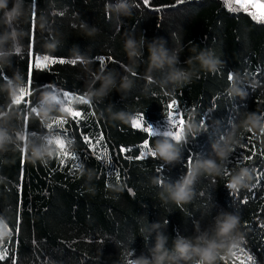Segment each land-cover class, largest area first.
I'll use <instances>...</instances> for the list:
<instances>
[{"label": "trees", "instance_id": "trees-1", "mask_svg": "<svg viewBox=\"0 0 264 264\" xmlns=\"http://www.w3.org/2000/svg\"><path fill=\"white\" fill-rule=\"evenodd\" d=\"M14 3L20 5V15L6 25L4 13ZM118 4H126L130 15L117 12ZM32 5L33 0H8L7 9L0 10V37L16 33L15 39L0 42V220L12 230L0 234V264H131L150 255L157 231L167 237L169 249L175 237L207 233L211 238L225 212L237 215L239 226L235 244L218 248L214 264H249L235 249L241 238L240 247L255 264H264V177L252 187L264 173V23L235 0H149L147 5L143 0H36L33 27ZM141 38L144 56L137 61L125 42L135 39L139 45ZM154 40L179 55L175 67L188 71L190 82L173 85L163 79L167 67L163 72L148 68L147 46ZM201 50L220 61L215 73L201 68L196 59ZM44 56L57 62L37 67V57L41 66L47 63ZM78 57L83 64L58 62ZM96 57L105 58V68ZM229 72L235 75L232 82ZM125 76L129 90L121 88ZM105 77L114 83L101 92ZM29 80L26 101L32 105L26 106L22 97ZM58 90L73 96L69 104L59 98L43 102L45 94L56 96ZM173 99L188 109L183 116L187 139L177 146V160L137 159L147 134L132 126L133 119L144 113L149 124L163 123L164 106ZM34 108L48 113L38 117ZM69 108L81 113L79 124ZM55 119L67 121L73 143L65 150L80 156V169L73 166L77 161L57 156V141L45 142L43 131ZM161 139L150 140L149 148ZM33 146L49 151L40 160L32 154ZM105 149L110 163L97 158ZM221 149L235 152L218 156ZM240 152L252 158L240 166L228 164ZM191 153L202 158L187 167ZM209 160L215 162L211 168L204 166ZM160 164L163 189L156 171ZM189 168L195 179L191 201L178 206L165 200L168 184L181 180ZM242 168L249 177L230 194L226 184Z\"/></svg>", "mask_w": 264, "mask_h": 264}, {"label": "clouds", "instance_id": "clouds-1", "mask_svg": "<svg viewBox=\"0 0 264 264\" xmlns=\"http://www.w3.org/2000/svg\"><path fill=\"white\" fill-rule=\"evenodd\" d=\"M8 0H0V10L7 9ZM109 9L112 8L111 5H107ZM117 12L123 11L125 14H128L127 5L126 4H118L115 8ZM20 15V5L18 3L13 4V8L5 11L4 13V23L6 25H11L12 21L16 19ZM159 26V25H158ZM15 30L12 33L7 34L4 37H0V42L5 41L9 37L15 39ZM126 49L131 57L136 58L137 61L144 56L143 51V39L141 38L140 43L138 45L137 40L129 39L126 42ZM147 63L148 68H151L153 71H161L167 67L168 74L163 79L171 83L173 85H182L184 83H188L191 81V76L189 72L183 68H176L175 65L179 63V55L173 50L172 54H169V50L166 49L163 45L162 41L154 40L151 44L147 46ZM17 54L18 51H17ZM193 58H189L188 61ZM196 59L201 65V68L206 70L207 72L215 73L217 70V66L220 63L219 60L214 58V56L208 52L201 50ZM187 61V62H188ZM80 62L84 63L82 57H78L76 59V63ZM75 65V64H73ZM127 71L129 66H124ZM131 75H136V73H131ZM149 81L152 80L151 75H149ZM235 79L234 73H229V81L232 82ZM129 77H122L121 80V88L124 90H129L131 85L129 84ZM114 82L105 77L101 80V92H104L109 88ZM120 89H117L119 91ZM234 91L237 94L240 93V89L234 88ZM20 97L16 98V101L19 102ZM57 100L56 96L53 94H45L43 102L47 104L55 103ZM90 103V101H89ZM63 110V109H62ZM32 111L39 117L41 113L47 115L48 109H32ZM117 116L120 114L117 113ZM253 117H256V114H252ZM169 122L172 123L173 127L176 126V122L173 119V113L170 111L168 114ZM257 122L259 118L256 117ZM137 124L140 121H136ZM187 122L184 119L179 121V128L175 132H165L162 135V139L156 143L154 149H151L150 154L153 158L159 157L163 159L166 163H172L177 160L179 156L178 145L181 142H186V135L184 132V125ZM203 123V122H202ZM264 130V129H262ZM195 138V137H194ZM59 143V141H57ZM215 149V145L213 146ZM234 151V149H221L217 154L218 156H224L226 151ZM49 151L46 147L43 146H33L32 154L37 158L42 160L46 153ZM192 164V163H191ZM190 164V165H191ZM215 164L214 161H205L204 166L207 168L213 167ZM249 177V173L247 169L242 168L239 173H237L231 181L226 184V187L230 190L236 189L237 191L241 186H243L246 180ZM195 182L194 176L192 175L191 168L186 172L184 177L181 180H178L175 184H168L167 191L164 196V199L167 201H172L178 206L183 205L184 203H189L193 198V184ZM165 181H158V185H160L163 189ZM222 219H217L216 224L214 226V234L211 238L207 236V233L196 236L195 238H186V237H175L173 239L172 247L166 248L165 244L167 243V237H165L161 232L157 231L156 233V243L153 248L150 249V255L144 256L141 255L137 257L135 260L131 261V264H180L181 261L184 264H214V262L218 258L217 249L220 247H230L235 244L236 240V232L239 226V217L232 213H221ZM198 225V222H196ZM167 221H165V225ZM160 227L159 224L154 225L153 228L158 229ZM143 229L140 230L141 235H143ZM10 232L5 221L0 220V234H7ZM147 242L148 236L144 237ZM134 254V253H133Z\"/></svg>", "mask_w": 264, "mask_h": 264}, {"label": "snow or ice", "instance_id": "snow-or-ice-1", "mask_svg": "<svg viewBox=\"0 0 264 264\" xmlns=\"http://www.w3.org/2000/svg\"><path fill=\"white\" fill-rule=\"evenodd\" d=\"M143 2H144L145 5H147L149 0H143ZM184 2H185V0H177V4H181V3H184ZM236 3L241 6V10L242 11H245L248 15L252 16V18L254 20H256L258 23H264V12H261L258 15V14L254 13V12L249 11V9L247 7V3L245 2V0H236ZM254 6L260 8V9H264V3H260L258 5H254ZM35 8H36V0H33V5H32L33 27H35V18H36ZM60 15H63V13H60ZM95 59L99 61L101 68H105L106 67L105 58L104 57H96ZM109 59H111V58H109ZM39 60H40V58L37 57V61H38L37 67H44V68H46L49 63L57 62V61H54V60L50 59L48 56H44L43 57V61H46L47 63H45V64H43L41 66L40 63H39ZM58 62L59 63L67 62V63H71V64H75L76 63L75 60L65 61L64 59H60ZM259 71L260 70L257 69V72H259ZM229 73L227 75V79L228 80H229ZM4 78H6V77H4ZM30 85H31V80H29V88H27V91L23 93V97H22L23 98V102L26 103V106L27 105H32V102L30 100L26 101V97L31 95V91L29 90L30 89ZM45 87H49V86H43V88H45ZM58 97H59V101L64 103L65 105L69 104L71 99L73 98V96L69 92H65V91H61V90H58ZM233 107H234V112H236L237 111L236 107L235 106H233ZM68 111H69V115L74 120H76L77 117L81 116V113L79 111H74L72 108H69ZM170 111L173 113V119L176 122V126L175 127H173L172 123H170L169 119H168V114H169ZM187 112H188V109H181L180 105L178 104V102L175 99L171 100V102L169 104L164 106V110H163L164 118H165V120L167 122V127H166V129L164 131H159L158 129H155L151 124H149L147 122L144 113H139L138 114V118L134 119V121L132 123V126L134 128L140 129L144 133H146L147 134V139L144 141V143L142 145L141 155L136 157V158L137 159H143V158H145L148 155L152 156L150 154L151 148H149V141L154 139V138H155V140L158 139V138H161L163 133H165V132H175V131H177V129L179 128V121L181 119H183L184 114H186ZM207 114L208 113H204L203 115L206 117ZM262 118H264V116H262ZM137 120L140 121L139 124L136 123ZM203 122L205 123L204 120H203ZM229 122L232 123L231 120ZM76 123L79 124V120H76ZM66 124H67V121L63 120V119H55V120H53L50 123V125H48L45 128V131H43V133L45 134L44 135V139H45V142L48 143V144H52L54 141H59L60 147L58 148L59 151H57V156L59 157V156L62 155L64 157H66V158H70L73 161H77V163H75L73 166L75 168H77V169H80L81 167H83V163L79 162L80 161V156L77 155L76 153H71L70 154V153H68L65 150V146L66 145L71 146L72 143H73V140L70 139L69 136H68L67 128H65ZM25 126H26V130H27V121L25 122ZM31 133L35 134V132H31ZM81 135L83 136L84 142L89 145V148H93L94 146L92 145L91 139L88 136L83 135V133H81ZM102 139H103V134L101 133L100 136L96 138V143L99 144ZM243 147H244V145L242 146V148ZM121 151H125V149L121 148ZM254 155H255V152H253V156ZM97 158H101L105 162L110 163V157L108 156V153H107L106 149L103 152L102 156H98ZM200 158H202L200 155L191 153L188 156V159L186 161L187 162V167L190 166V164L193 162L194 159L197 160V159H200ZM251 158L252 157L245 155L243 152H240L239 156L235 159V161L233 162L232 160L229 159L228 164H233L235 166H240V165H243L246 160H250ZM64 162H65L64 159H60L59 160V163L61 165H63ZM163 168H164V165L160 164L157 167L156 171H157V173L161 174L159 179L165 181L166 178L162 175ZM112 169L118 175V169H116L115 165L112 166ZM225 172H226V175L229 174L227 168H226ZM111 174H113L112 171L109 172V175H111ZM262 177H264V173L258 174L256 184H254L252 187H256V185H258L260 183V179ZM260 227L264 228V224L260 225ZM18 230L19 229H18V226H17V231ZM10 231H12V230L10 229ZM243 243H244V241L241 238L239 245L235 249H237L239 252L244 253L246 255V258H247V261L249 262V264H255V261H254L253 257L251 255L247 254L245 252V250L242 247H240V245L243 244ZM233 255L235 256L236 253H233ZM2 258L3 257L0 256V259H2ZM241 264H244V261H241Z\"/></svg>", "mask_w": 264, "mask_h": 264}, {"label": "rangeland", "instance_id": "rangeland-1", "mask_svg": "<svg viewBox=\"0 0 264 264\" xmlns=\"http://www.w3.org/2000/svg\"><path fill=\"white\" fill-rule=\"evenodd\" d=\"M245 2L247 3V7H248L249 11L254 12V13L258 14V15L261 12H264V9H260V8L254 6V5H258L260 3H263L262 1H260V0H245ZM236 5L241 8V6L239 4L236 3ZM39 63L42 64V60L39 61ZM56 98H59L58 95H56ZM135 118H138V117H135ZM134 119H133V121H134ZM151 125L155 129H158L159 131H164L166 129V127H167V122H166V120H164L163 123L151 124Z\"/></svg>", "mask_w": 264, "mask_h": 264}]
</instances>
